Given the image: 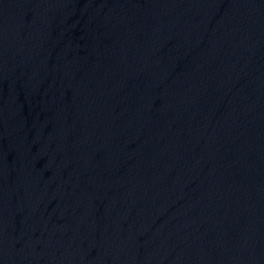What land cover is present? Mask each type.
Returning a JSON list of instances; mask_svg holds the SVG:
<instances>
[{
	"label": "water",
	"instance_id": "1",
	"mask_svg": "<svg viewBox=\"0 0 264 264\" xmlns=\"http://www.w3.org/2000/svg\"><path fill=\"white\" fill-rule=\"evenodd\" d=\"M0 264H264V0H0Z\"/></svg>",
	"mask_w": 264,
	"mask_h": 264
}]
</instances>
